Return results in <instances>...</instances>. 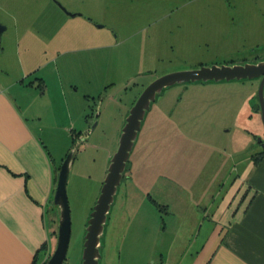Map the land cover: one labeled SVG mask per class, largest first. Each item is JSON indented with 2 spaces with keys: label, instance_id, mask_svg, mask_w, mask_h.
Wrapping results in <instances>:
<instances>
[{
  "label": "rangeland",
  "instance_id": "374dc122",
  "mask_svg": "<svg viewBox=\"0 0 264 264\" xmlns=\"http://www.w3.org/2000/svg\"><path fill=\"white\" fill-rule=\"evenodd\" d=\"M0 24V46H13L3 55L8 65L37 70L53 100L59 86L66 98L78 97L82 111L65 144L55 143L56 166L73 156L63 264L82 262L90 214L144 88L171 72L264 61V0H0ZM259 84L260 78L186 82L157 94L107 213L99 264H143L146 252L164 248L156 232L165 210L155 203L173 206L184 170L213 169L214 157L264 148ZM57 225L58 213L56 233Z\"/></svg>",
  "mask_w": 264,
  "mask_h": 264
},
{
  "label": "crops",
  "instance_id": "0c3cea01",
  "mask_svg": "<svg viewBox=\"0 0 264 264\" xmlns=\"http://www.w3.org/2000/svg\"><path fill=\"white\" fill-rule=\"evenodd\" d=\"M0 48V264H44L56 239L55 143L65 144L82 111L59 86L54 101L37 70L8 65L3 55L12 45ZM257 152L184 170L173 206L155 203L165 210L156 232L164 248L152 246L143 264H264V157Z\"/></svg>",
  "mask_w": 264,
  "mask_h": 264
},
{
  "label": "water",
  "instance_id": "95a60500",
  "mask_svg": "<svg viewBox=\"0 0 264 264\" xmlns=\"http://www.w3.org/2000/svg\"><path fill=\"white\" fill-rule=\"evenodd\" d=\"M66 14L74 16L70 15V13ZM5 29V26L0 24V36ZM245 78H260L257 95L262 121H264V61L254 64L233 66H202L197 69L171 72L156 78L144 88L129 110L121 131L117 149L110 160L99 197L90 214L84 236L81 264H99V259L101 257L99 252L100 237L107 218V213L113 203L117 187L122 180L126 164L129 160L134 141L140 131L142 121L146 112L150 109L151 103L156 100L157 94H160L164 88L175 84L197 81L206 82L212 80L229 81ZM72 157V151L68 152L58 170L57 182L53 195V204L58 211L56 244L54 251L44 264H63L67 255L71 220L66 184Z\"/></svg>",
  "mask_w": 264,
  "mask_h": 264
},
{
  "label": "trees",
  "instance_id": "16d2710c",
  "mask_svg": "<svg viewBox=\"0 0 264 264\" xmlns=\"http://www.w3.org/2000/svg\"><path fill=\"white\" fill-rule=\"evenodd\" d=\"M254 158L256 157H264V148H262L259 152L255 153L252 155ZM129 161V160H128ZM35 261H33V263H36V258L34 259Z\"/></svg>",
  "mask_w": 264,
  "mask_h": 264
}]
</instances>
